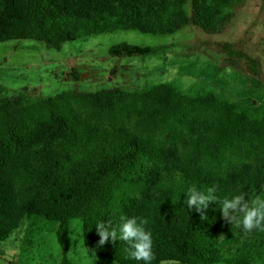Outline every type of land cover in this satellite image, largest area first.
<instances>
[{"label":"trees","instance_id":"obj_1","mask_svg":"<svg viewBox=\"0 0 264 264\" xmlns=\"http://www.w3.org/2000/svg\"><path fill=\"white\" fill-rule=\"evenodd\" d=\"M75 2L0 0V43L44 41L59 50L66 42L116 31L164 36L192 24L211 30L245 0H194L200 23L187 17L184 0L162 1L157 8L145 0ZM210 47L225 54L227 65L246 62L256 78L255 96L264 99L255 58L234 43ZM165 50L120 43L109 53L147 57ZM5 91L0 85V242L36 216L58 224L61 264H71L70 222L78 219L84 245L96 257L137 264L126 258L124 242L99 245L95 222L138 216L153 235L152 264L246 263V251L236 263L230 256L236 239L227 236L219 249L207 232L219 203L189 210L183 199L193 185H215L224 198L264 184V116L250 118L235 103L185 95L176 87L72 92L35 101L3 97ZM255 160L256 169L241 170V161Z\"/></svg>","mask_w":264,"mask_h":264},{"label":"rangeland","instance_id":"obj_2","mask_svg":"<svg viewBox=\"0 0 264 264\" xmlns=\"http://www.w3.org/2000/svg\"><path fill=\"white\" fill-rule=\"evenodd\" d=\"M73 6L75 0H69ZM157 8L162 1L145 0ZM187 17L203 22L194 11V0H184ZM155 19V16H152ZM179 20V19H178ZM234 43L257 60L264 90V0H245L243 7L223 24L212 29L198 25L177 27L170 35L155 36L138 31L101 33L66 42L59 50L48 49L44 41L20 40L0 43V85L3 97L23 95L29 101L62 93H98L121 89L141 92L155 86L176 87L183 94L201 99L235 103L250 118L264 116V99L255 96V82L247 63L231 66L225 54L210 47L216 43ZM128 43L138 46H165L162 54L147 57H113L111 47ZM262 89V88H261ZM5 98L0 97V105ZM257 161L242 162L244 173L256 169ZM247 196L264 195V184L243 192ZM207 232L216 248H222L227 236L236 239L230 248L235 263L246 251L245 264H264V233L245 235L222 217L212 220ZM57 223L36 216L25 218L18 229L0 242V264H61L62 248L57 241ZM68 260L71 264H117L98 258L87 250L82 222H70ZM227 264V263H219Z\"/></svg>","mask_w":264,"mask_h":264},{"label":"clouds","instance_id":"obj_3","mask_svg":"<svg viewBox=\"0 0 264 264\" xmlns=\"http://www.w3.org/2000/svg\"><path fill=\"white\" fill-rule=\"evenodd\" d=\"M183 200L189 210L205 209L209 202L217 201L222 217L242 233H264V195L247 196L246 199L244 193H233L219 198L215 185L203 190L193 185L185 191ZM146 224L138 216L122 215L117 223L98 220L95 226L100 237L99 245H104L109 239L124 242L126 258L137 264H152L154 240Z\"/></svg>","mask_w":264,"mask_h":264}]
</instances>
